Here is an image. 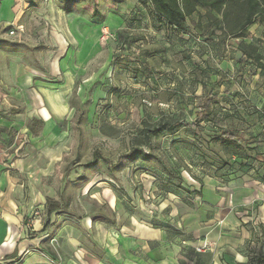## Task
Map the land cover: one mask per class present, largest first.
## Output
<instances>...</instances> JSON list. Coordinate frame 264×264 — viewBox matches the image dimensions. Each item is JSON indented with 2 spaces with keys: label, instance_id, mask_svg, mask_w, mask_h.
<instances>
[{
  "label": "rangeland",
  "instance_id": "rangeland-1",
  "mask_svg": "<svg viewBox=\"0 0 264 264\" xmlns=\"http://www.w3.org/2000/svg\"><path fill=\"white\" fill-rule=\"evenodd\" d=\"M185 3L180 0L181 6ZM188 5L194 12L176 28L153 0H0V235L13 231L12 238L31 240L24 257L68 264L90 256L119 264L111 255L118 248L108 246L104 234L120 235L134 221L166 228L170 242L178 239L180 246L223 242L220 220L235 208L229 181L248 174L238 162L264 156V135L256 137L243 158L216 144L215 126L237 132L246 123L234 114L224 122L216 110L214 123L198 121L205 99L202 93L186 95L185 72L202 71L196 82L207 86L205 71L222 70L235 52L240 54L235 81L264 87V0L244 28L245 0H190ZM63 36L79 52L75 57L84 65L82 75H96L95 82L85 89L78 85L69 97L70 118L59 115L55 130L42 134L44 121L28 108L12 78L15 64L46 72L47 62L64 51ZM174 66L178 91L169 84ZM245 70L259 74L260 82ZM253 96L241 93V104ZM43 113L53 123L46 108ZM161 120L180 125L158 134L145 131V123ZM31 156L45 158L46 165L25 164ZM260 174L256 178L264 184ZM108 196L116 200L113 207ZM170 212H175L171 219ZM182 217L197 220L184 227ZM253 226L251 239L242 238L241 246L225 252L246 254L247 264H260L264 224ZM234 237L229 241L236 243ZM22 262L0 258V264Z\"/></svg>",
  "mask_w": 264,
  "mask_h": 264
},
{
  "label": "crops",
  "instance_id": "crops-1",
  "mask_svg": "<svg viewBox=\"0 0 264 264\" xmlns=\"http://www.w3.org/2000/svg\"><path fill=\"white\" fill-rule=\"evenodd\" d=\"M63 39L64 42L60 39L61 47L64 50L63 53L57 58H51L47 62L46 72L40 70V68L35 65L26 67L15 64L12 83L22 90V95L25 98L28 108L36 112L35 115L38 119L44 121L42 134L55 130L57 122L60 121L58 117L61 116L62 119L66 117L70 118L71 106L69 97L71 92H73L78 85L79 88L85 89L88 84H94L95 82L94 77L96 75H92L89 72L88 74L82 75V67H84V65L82 61H78V56L75 57V55H79V52L73 50L70 46V43L73 42L71 38L63 36ZM74 41L75 43L77 42L76 40ZM230 55L232 59L223 61L222 70H218V68L213 70V68H210L205 71L204 76L207 75L208 77L205 78L208 79L206 83L207 86L203 83L196 82L199 74H201L200 78L203 77L202 71H194L189 74L185 72L186 83L188 80V86H185V93L186 95L191 94V96L202 93L204 99L211 96L216 97L217 102L211 104V113L216 110L217 117L223 119L222 121H224L226 112L235 114L240 118V122L246 123V125L244 127L241 126L237 132L233 131L234 133H243L246 139L256 138L258 136L261 137L264 135V128L261 127L262 123H264V87L254 83L246 86L236 82L235 67H239L240 65V54L233 52ZM111 60L110 63H112ZM174 67V69L170 68V72L168 73L170 78L169 84L175 91H178L180 89L176 83L178 69L176 66ZM108 68H110V70L113 69L111 64ZM249 69L251 70V68ZM244 72L246 75L249 73V75L254 78L259 75L256 74L253 76L249 70H245ZM80 75L83 76L81 83L79 82V78H81ZM109 75H111V72ZM161 75H164V72H162L160 76ZM188 75L192 76V78ZM255 79L260 82L257 80L258 78ZM59 80L62 81L56 83V81ZM231 80H233L231 83L228 82ZM244 81L247 82L246 79ZM191 84L193 85L191 86ZM246 91H249L255 96H253V100L251 99L250 101L249 99L250 102L241 104V93ZM188 103L192 105V101H188ZM58 107L61 108L62 112H60ZM43 108L49 111L53 123L45 118ZM211 116L213 117V115ZM228 119L227 117L226 121ZM207 123L212 124V121ZM223 129L225 130V128H222V130ZM75 157L76 154L74 158ZM24 163L29 166H37L40 163V166H42L46 165V160L43 157H38L35 160L31 156L28 160L24 161ZM202 163L204 166L206 165L203 160ZM20 164L21 160L17 159V166ZM61 164L64 165V163ZM210 168L216 167L212 166ZM259 172L261 173L260 175H264V156L261 155L255 157L250 169H248V174L244 175L243 178L229 181L228 185L230 187L232 186L233 189L230 194V200H232L231 203L235 205V208L231 213L227 211L226 214L229 213L226 217L224 216V218L220 220L222 223L220 224L221 228L217 222L214 224L218 226L219 230L224 234V240L223 242H219V246H208V250L199 253L196 251V247L202 245L204 243L202 242L203 240L199 241V244L196 246H193V244H191V246L176 245L178 239H173L174 243H171L166 235L168 231L166 228L149 227L134 221L131 227H124L120 235L113 236L111 231L105 232L104 236L108 237L109 241L108 246H117L118 248L117 252L115 249L111 251L112 257L119 264H247L249 261L248 255L238 253L234 250L232 253L229 251V253L232 254L230 255L225 252V249L231 248L232 246H241L244 241L242 238L247 240L251 239L254 234L253 223L260 222L262 225L264 224V194L261 192L262 189L264 191V184L259 181L261 179L256 178ZM246 179L251 182H247ZM107 199L109 205L113 207L116 200L113 197L110 198V196H108ZM254 208L255 210H253ZM174 215L175 212H170L168 213V218L171 219ZM187 215L188 214H186L185 217H187ZM182 219L184 227L192 224L194 220H197L194 217L188 220H184L185 218L183 217ZM205 220V218H200V222ZM200 228L202 227L200 226ZM13 234L14 232L10 231L8 233L6 232L4 237L0 235V258L5 259V261L15 262L23 260L22 264H47L46 260L39 255L24 257L23 253L26 248L31 245L30 243L32 241L29 239L20 240L19 237L12 238ZM232 236H235L233 240L234 242L236 241V243L229 241L231 240L229 237ZM99 241L103 245L106 244V242H103L101 232L99 234ZM187 243L188 242L183 241L181 244L185 245ZM17 257H19V259H16ZM224 259H226L225 261L227 263ZM68 264L103 263L89 256L83 257L81 261H68Z\"/></svg>",
  "mask_w": 264,
  "mask_h": 264
},
{
  "label": "trees",
  "instance_id": "trees-1",
  "mask_svg": "<svg viewBox=\"0 0 264 264\" xmlns=\"http://www.w3.org/2000/svg\"><path fill=\"white\" fill-rule=\"evenodd\" d=\"M160 11L166 16V18L169 21V24L171 26H175L176 28H181L183 26V22L187 19L189 15H191L194 12L193 7L189 6L190 0H186V3L184 6H181L180 0H153ZM192 1V0H191ZM205 0H193L194 3H198ZM226 2V1H239V0H213V3H220V2ZM248 4V12L246 16V20L243 23L241 28L246 27L247 25L251 24L254 18V14L258 11V8L260 6V0H245ZM245 52V51H244ZM247 53V52H245ZM250 57H253L249 53H247ZM256 58H259V56H256ZM217 102L216 97L211 96L205 99L204 106L202 107V112H198L197 114V120H205V121H212V123L215 122V114L214 112H210L211 104H215ZM213 115V117L211 116ZM235 115V114H234ZM231 116V113L226 112L225 118ZM179 122H169L166 120H161L158 123L153 124L152 126L145 123V131L150 132L152 134H158L163 129H175L179 127ZM186 125H192L195 124H186ZM215 128L218 130L215 136H213V140L216 144L222 146L226 151L230 152L231 154L237 156L238 158H243L245 156V152L249 149V145H251L253 142L256 141V138H250L246 139L243 133H234L231 130L228 129H218L217 126ZM207 158L206 155H204V159ZM255 158H252L250 161L245 162L244 164L240 161L238 164L243 166H247V169H250L252 162ZM206 160V159H205ZM203 160V161H205ZM95 159L92 162H89L90 164L95 163ZM215 165V164H213ZM216 167L219 169L218 165ZM16 259H19L17 257ZM258 262L264 263V254H260L257 258Z\"/></svg>",
  "mask_w": 264,
  "mask_h": 264
},
{
  "label": "built area",
  "instance_id": "built-area-1",
  "mask_svg": "<svg viewBox=\"0 0 264 264\" xmlns=\"http://www.w3.org/2000/svg\"><path fill=\"white\" fill-rule=\"evenodd\" d=\"M15 29H11L10 31H9V34L10 35H14L15 34ZM206 250H208V246H207V243L205 242V243H203L202 245H200V246H197L196 247V251L197 252H205ZM52 262H54V261H52ZM55 263V262H54Z\"/></svg>",
  "mask_w": 264,
  "mask_h": 264
}]
</instances>
